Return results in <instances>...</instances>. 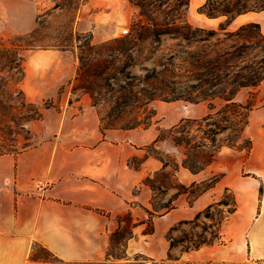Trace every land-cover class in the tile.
<instances>
[{
	"label": "trees",
	"instance_id": "16d2710c",
	"mask_svg": "<svg viewBox=\"0 0 264 264\" xmlns=\"http://www.w3.org/2000/svg\"><path fill=\"white\" fill-rule=\"evenodd\" d=\"M130 2L140 8V13L133 19L132 31L127 36L102 43H95L93 34L89 33H79L76 38L72 34L51 39L40 34L43 18L40 16L34 31L17 36L12 48L0 51V155H18L35 147V134L28 124L42 120L48 108L26 97L22 87L26 77V55L22 52L78 49L74 89L91 97L100 116L103 134L110 129H149L155 116L152 104L157 100L209 103L207 115L184 118L170 129H159L157 137L142 147L147 151L146 156L129 159L128 165L136 170H140L151 157L159 160L162 167L143 180V185L154 193L151 207L146 209L149 218L135 221L131 212L118 216L120 227L111 234L108 262L128 257L127 245L135 237V228L146 224L145 235H153L156 216L177 209L183 196L191 197L188 203L192 206L225 177L224 174H214L187 185L179 178L182 168L194 174L203 172L217 161L225 147L250 154L253 140L247 135V129L256 98L253 93L248 102L243 103L237 100V96L241 90L256 89L264 81L261 26L248 23L235 31H228V26L238 16L250 11H264V0H208L200 8L201 13L210 18L227 17L218 29L190 22L191 0ZM60 6L57 4L55 9ZM165 36L181 41L184 50L172 52L160 67L142 66V74H134L132 68L139 65L135 52L153 48L154 44L160 45ZM151 51L144 59H152ZM12 85L16 87L15 91H12ZM216 99L223 102L220 108L214 103ZM20 138L23 139L21 143ZM165 143H169V147H163ZM161 196L170 197L162 202ZM237 210L236 194L226 187L220 200L198 212L193 219L182 220L169 229L167 260H180V255L174 256L176 248H181L184 253L226 244L223 225ZM122 220L129 225L122 226ZM189 224L195 229L202 228V231L175 236ZM115 243H123V254L112 252ZM41 247L47 255H36L34 247L33 260L60 262L54 253Z\"/></svg>",
	"mask_w": 264,
	"mask_h": 264
},
{
	"label": "crops",
	"instance_id": "0c3cea01",
	"mask_svg": "<svg viewBox=\"0 0 264 264\" xmlns=\"http://www.w3.org/2000/svg\"><path fill=\"white\" fill-rule=\"evenodd\" d=\"M207 1L191 0L189 20L196 26L218 29L227 17L210 18L201 13ZM38 4L37 0H0V17L7 30L16 34L34 31L41 12ZM248 23L259 24L264 34V11L238 16L228 31ZM73 55L75 52L50 49L28 51L26 76L30 83L34 80L33 86L27 87L29 95L58 94L75 78L77 59ZM70 64V71H65ZM253 93L256 101L247 129L253 140L250 154L230 148L228 180H221L189 205L188 215L180 211L181 201V207L155 219L153 235L144 234L146 224L138 226L127 245L128 257L110 262L111 234L120 227L115 218L131 212L137 221L148 219L145 208L151 206V191L143 179L161 169L162 163L151 157L136 170L128 160L140 155L142 146L157 135L146 139L143 135L151 130L139 128L110 129L103 134L91 97L79 96L69 109L56 115L59 126L55 141H44L18 155H0V264H154L135 260L140 255L160 261L155 264H264V81L256 89L241 90L237 98L247 103ZM49 115L47 112L44 121ZM65 137L75 140L67 146L62 143ZM236 160L240 174L244 171L247 175L233 179L230 172L236 171ZM212 165L198 174L182 168L179 175L187 174L191 184L200 182L212 174ZM226 187L234 191L238 201V210L223 225L227 243L181 252L180 260L168 261L166 229L177 221L194 218L218 201ZM137 188L141 191L135 194ZM35 245L50 250L60 262L33 260Z\"/></svg>",
	"mask_w": 264,
	"mask_h": 264
},
{
	"label": "rangeland",
	"instance_id": "374dc122",
	"mask_svg": "<svg viewBox=\"0 0 264 264\" xmlns=\"http://www.w3.org/2000/svg\"><path fill=\"white\" fill-rule=\"evenodd\" d=\"M37 1L39 3L38 4L39 9L41 10L39 17L40 16L43 17L42 25L40 27V34L41 36L48 37L51 39L61 36L67 37V36H71L72 34H74L75 35L74 37L76 38V35L79 33H87V34L89 33V34H93V39L95 43H102L118 37L127 36L132 31L131 25L133 19L140 13V8L138 6L132 5L130 0H118L116 3L114 2V4L110 2L106 3L105 0H37ZM171 3H176V0H171ZM57 4H60L61 6L55 9V6ZM125 30H127V32H125ZM20 35H24V34H16L9 32L7 30V26H5V21L3 20L2 17H0V51H6L12 48V43L13 42L15 43L16 41L15 38ZM181 43H182L181 41L174 40L168 36H165L163 37V41L161 42L160 45L154 44L153 48L152 47L144 48L142 51L135 52L136 58L139 61V65L132 68L133 73L142 74L141 71L142 66L154 67L155 65L159 66L162 62H166V59L172 52H174L175 50H179V51L184 50V45H182ZM152 49L153 51H151ZM39 50H49V49H39ZM50 50H58V49L50 48ZM68 51L75 52V55H73L75 57L73 59L76 58L77 60L76 62L74 61L73 62L76 65V69H77L78 49L68 50ZM150 51H151L152 59L150 60L144 59L148 55H150ZM22 53L27 55V52H22ZM262 55L264 56V52L262 53ZM28 68H29V64H26L25 62V69L27 71ZM70 69H71V64L69 68H65V71L69 72ZM2 74H6V73H2ZM73 80L74 78L72 79V84L66 83L65 85H63V87H61V89L59 90L58 94L55 93V95L49 96L48 93L49 94L51 93L49 91L45 93V95L47 96L39 95L37 97H32L31 95H29L27 87L29 84L33 86L34 80H32L30 83L28 75L25 77L22 87L25 91L27 99L39 106L48 107L44 111L45 112L44 118L42 120L33 121L28 124L32 132L35 134L36 146L39 145L40 143H43L44 141L46 142L55 141L56 138L54 136L56 135L58 136V134H56V131L59 126L58 118L56 115L62 111H65L66 109H69V105L71 104V101L73 103L74 100H78L79 96L84 94L82 91L74 89L75 87ZM11 89L12 91L13 90L15 91L16 87L12 85ZM15 97H17L16 93H15ZM237 100L240 101L238 98ZM214 103L218 108H220L221 105L223 104L222 100L219 99H216ZM152 107L155 110V116L152 120V125L149 128L151 130L150 133L143 135V137H146V139L147 137H151V135H158L159 129H170L174 125L178 124L184 118H201L210 112L208 102L192 103V102H187L185 100H177V101L157 100L152 104ZM47 112L50 115L48 116V120L44 121ZM139 130H145V129L139 128ZM64 139L65 140L62 143H64L67 146H70V144L73 143V140H75V138H71V137H65ZM21 142H23V139L20 138V143ZM151 142L147 143L146 145L150 144ZM146 145H143L142 147ZM163 147H169V143H165ZM231 152H232L231 149L228 147H225L222 150V153H220L217 161L212 165V167H210V171L212 172V174L209 175V177H212L214 174H224L225 177L223 178V180H228V173H229L228 159H229V154ZM146 154L147 151L143 150V152H141L140 155H137L135 157H138V159L140 158L142 159L146 156ZM236 163H237L236 171L232 169V171L230 172L231 177L233 179L237 178L240 175L243 176L247 175L244 174V171L243 173L240 174V172L238 171L239 162L237 160ZM151 173H149L148 175H150ZM179 178L185 184L187 185L191 184L189 183L190 178L187 174L182 173L179 175ZM225 189L226 188L220 191V197L218 198V200L221 199L222 195L225 192ZM140 191L141 189H135L134 192L135 194H137ZM150 191H151L150 192L151 195L150 202H151L154 193L151 189ZM169 197L170 196L167 197L161 196L160 201L163 202V200H167ZM189 200H191V197L183 196L181 197V199H179L178 202V204H180L179 207H181V201H182V207L180 211L187 215L189 214V209H188ZM150 207L151 206L149 205L148 207L145 208V210ZM167 214L156 216L154 218V224H155V219L161 218ZM115 219L120 224L121 222L120 217H116ZM162 220H166V218H162ZM183 220H191V219H183ZM180 221L173 223L169 227V229L172 226L178 224ZM127 224H128L127 222L122 220V226H127ZM146 227H148V225L145 226V229ZM169 229H166L165 231L164 240H166L167 238V233ZM201 231L202 228L195 229L194 226L189 224V225H185L182 231L176 232L175 236H179L183 234V232L187 234H194L196 232H201ZM135 235H136V231H135ZM122 244L115 243V245H113L112 252L116 255L123 254L125 248L123 247ZM35 253L36 255H42V256L47 255V252L40 245L35 246ZM180 254H181V248H176L174 250V256H179ZM135 260L143 261L147 263H154V264L160 262L154 260L149 261V259L141 255L136 256Z\"/></svg>",
	"mask_w": 264,
	"mask_h": 264
},
{
	"label": "built area",
	"instance_id": "2783aa9c",
	"mask_svg": "<svg viewBox=\"0 0 264 264\" xmlns=\"http://www.w3.org/2000/svg\"><path fill=\"white\" fill-rule=\"evenodd\" d=\"M125 32H127V30H125Z\"/></svg>",
	"mask_w": 264,
	"mask_h": 264
}]
</instances>
